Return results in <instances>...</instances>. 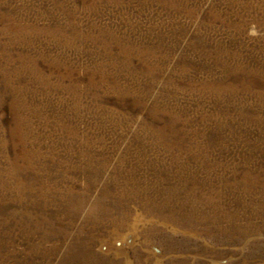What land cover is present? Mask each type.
Wrapping results in <instances>:
<instances>
[{
  "label": "rangeland",
  "instance_id": "374dc122",
  "mask_svg": "<svg viewBox=\"0 0 264 264\" xmlns=\"http://www.w3.org/2000/svg\"><path fill=\"white\" fill-rule=\"evenodd\" d=\"M0 264H264V0H0Z\"/></svg>",
  "mask_w": 264,
  "mask_h": 264
}]
</instances>
